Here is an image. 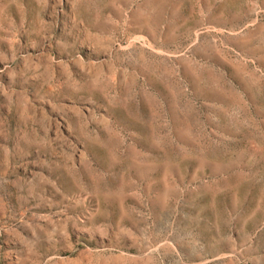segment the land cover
<instances>
[{"label":"rangeland","instance_id":"rangeland-1","mask_svg":"<svg viewBox=\"0 0 264 264\" xmlns=\"http://www.w3.org/2000/svg\"><path fill=\"white\" fill-rule=\"evenodd\" d=\"M0 264H264V0H0Z\"/></svg>","mask_w":264,"mask_h":264}]
</instances>
